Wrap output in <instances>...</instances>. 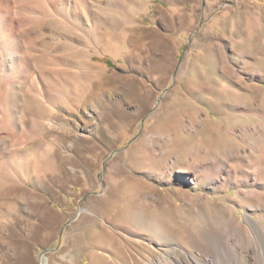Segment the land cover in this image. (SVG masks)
I'll return each instance as SVG.
<instances>
[{"label": "rangeland", "instance_id": "1", "mask_svg": "<svg viewBox=\"0 0 264 264\" xmlns=\"http://www.w3.org/2000/svg\"><path fill=\"white\" fill-rule=\"evenodd\" d=\"M134 25L118 59L95 56L108 69L102 84L27 117L28 130L10 133L0 83V165L12 151L44 163L0 184V264H150L168 249L149 229L154 217L178 232L181 212L192 217L206 192L218 208L235 193L244 212L234 186L215 193L183 170L234 147L232 129L262 122L235 104L263 107L264 91L247 82L264 87L250 76L264 68V0H151ZM235 68L246 78L236 97Z\"/></svg>", "mask_w": 264, "mask_h": 264}, {"label": "bare ground", "instance_id": "2", "mask_svg": "<svg viewBox=\"0 0 264 264\" xmlns=\"http://www.w3.org/2000/svg\"><path fill=\"white\" fill-rule=\"evenodd\" d=\"M150 6L151 0H0V83L9 86L4 100L10 133L28 130L27 117L55 113L62 102L72 100V94L80 101L86 99L108 71L96 63L95 56L107 53L118 59L125 50L128 31ZM234 71L230 90L236 97L246 78L237 68ZM250 76L264 77V68L253 70ZM247 86L264 91L253 81ZM257 102L263 107L257 105L249 111L240 101L235 109L239 115H257L262 122L232 129L234 147L192 160L183 170L192 179L208 181L215 193L234 186L244 212L238 214L235 193L229 204L221 198L223 205L218 208L206 192L197 213L190 217L181 212L180 222L175 223L178 232L167 231L163 220L154 217L149 229L168 249L150 264H264V94ZM22 142L18 138L19 150ZM7 156L9 160L0 165L6 172L0 184L27 178L32 166L35 171L41 163L33 160L37 166L32 164L33 157L22 152ZM223 156L230 158V166L224 164ZM187 157L192 159L191 150ZM225 210L230 211L229 217Z\"/></svg>", "mask_w": 264, "mask_h": 264}]
</instances>
